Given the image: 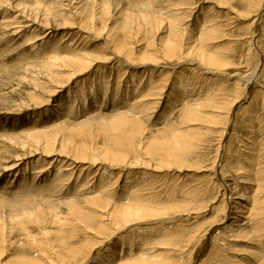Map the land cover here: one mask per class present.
Here are the masks:
<instances>
[{"label": "bare ground", "instance_id": "bare-ground-1", "mask_svg": "<svg viewBox=\"0 0 264 264\" xmlns=\"http://www.w3.org/2000/svg\"><path fill=\"white\" fill-rule=\"evenodd\" d=\"M93 1L95 3L94 7L97 8L96 6H98L99 9H101V14H97L94 10V7L90 11H86L83 8L77 9V5L76 7L71 5L69 7L72 16L66 14L64 25L74 27L75 24L78 23L76 22L78 21L77 17L84 15L81 18V24L84 25L79 27V29L81 32L86 34L85 36H87V38L88 36L91 37L92 35L93 37L95 36V39H99L104 35L106 36L108 43L106 42L103 48H101V55L83 53V55H80L79 57H71V55L53 56L50 57L49 60L47 59L45 62L42 61L43 63L40 68L35 69L38 71L39 75H35L34 77L44 79L41 86L37 85L42 89L41 91H43L46 84L53 87L52 91L48 88L50 90V95L48 94V98H51L56 93L61 92V90L71 81L76 79V77L79 75H84V73L88 72L95 61L103 60L105 63H109L110 61L115 60V58H119L121 61L124 60L126 65H124V63L122 65L119 64L122 68V70H120L123 72L119 78L120 81L118 82L117 80L118 85L113 91V96L111 95L113 100L115 99L112 102L113 104L110 103L109 109L103 113L100 112L101 105L93 101L91 103L92 105L90 104L91 106L88 107L87 110L80 111L77 114L76 119L74 118L75 121H73V119L67 120L69 117H66V112L69 108L65 107L66 104H61L56 106V108L59 109V115H57L56 118L60 117L57 121L55 120L56 118H53L52 120L45 122L47 123L44 124L45 126L43 124L33 123V126L30 128L31 130L26 128V130L17 134H13V136H0L1 148L13 147L19 152L23 151L21 155H18L13 159L4 160V162H2L4 165H0V178L3 176L6 177V174L11 172L13 169L18 168L21 165V161L28 160L30 158L32 159V157L38 154L41 157L39 159L37 158V163L44 161V163L47 162L49 165L46 167L43 165V163V166H40L39 174L49 172V170L56 166L55 173H58L52 177L49 186L54 184V186L58 185V188L61 189L62 182H71V179L74 177V175L79 172V175L77 176L80 183L79 193H77L78 191L75 188L72 189L69 187L70 189L68 193L62 194L61 196L57 195L56 199L54 200H51V198L56 194H48L44 197L42 195V197H40V199L45 202L48 209L42 212H47L49 216L52 217L53 221H51V219L50 221L58 227L55 229V234H57L56 239L52 238L51 245L48 248L45 242H41V240L37 241L34 236L33 240H35V242H33V245L37 247L36 259L17 257L18 259H16L14 264H173L172 258H175L171 256L173 253L170 255L167 254L166 256L155 257L151 255L152 252L150 251V246L153 245V241L157 239L158 236H172L170 230H168L165 224H167L169 221H174L181 218L180 213H186V211H189L190 209L175 206L170 207L168 203L166 205V202L164 205H162V203L159 202L160 200L157 201L152 196L148 195L147 196L149 198H144L143 195L146 192L142 191L144 189H141L140 185L142 183H135L128 193V184L132 183L129 180L123 185L121 193L117 194L116 191H113V189H115L118 185L122 173H120V175L117 174L118 172L116 173L118 176L116 175L117 178L115 177L116 180L114 182L113 177L115 175L114 172H116V169L120 168V170H123V168H136L138 165H142V167L144 166L143 168H145V166H151L150 162L152 161L153 163L155 158L161 157L163 160H161V162H157V164L155 161L156 159L154 160V171H165V169L171 170L174 168L179 169L180 172L184 171L185 166H187L186 163L188 160H190L189 158L192 157L191 154L195 148L194 143L197 140L196 134L198 132L196 133L195 131V133H193V128L188 130V133L179 132L177 129L173 130V128H175V124L173 125L172 122L168 126L165 124L168 120L167 117L170 118L175 114L174 112L177 111L176 100H178V93L180 89L183 90L181 95L184 98L183 101L179 100L182 103L181 109L179 108V118L181 123H188L190 126H192L203 120L205 111L207 109L216 112V114L210 118L213 119V121H209L211 123L210 125L215 127V129L218 125H222V127L218 128L220 130V141L217 157L214 161L213 167L216 169L215 167L221 163L220 166H218L220 167L219 173L222 177L221 180H224L221 184V186L225 188V193L223 195H226V192H230L229 202L226 203L225 200H223V203H220L218 208H221L220 213L223 217L220 219L217 217L215 221L212 220L213 222L209 223V225L207 224L208 227L206 230H202V236H198V234L201 232L200 229H203L201 227L196 229L197 231L194 230L195 234L190 235L188 239L186 238V240H188H185L186 244L188 242H194L197 240V247L192 253V260L189 262V264H192L195 255L201 250L206 239H208L210 243L212 241V247L210 250L215 252V248H217V246L214 244V242H216L218 245L217 249H221L220 245L226 246V243L223 244L226 241L225 239L238 236L239 234L236 233H243L244 231L245 233L257 234V240L259 239L260 242L255 245L254 249L249 251V255H251L249 258L253 260H247L246 263L243 264H264V198L261 196L264 190V168H262L263 166H260V164L256 168L254 166H248L251 164V162L247 158L245 161L246 165L242 168L240 165L241 162L233 159L231 154L232 152H230L232 132L230 133L229 139H227V141L225 140L228 127L230 124H233L234 126V122L237 117L236 115L238 113V110H235L237 104L241 100L245 99L246 95L250 94V99L254 96V93L257 96L260 93L259 91L252 89L249 90L250 92H247V87L253 83L256 84V80L259 76H263L264 78V0H248L250 7L248 6L249 8L245 9L244 14L233 8V4L232 8H230L232 1L235 0H150L146 3H143V5H141L142 2H132L133 5H129V7L128 5L125 6L123 12L119 14L123 17V21L120 20L122 22L115 30L111 29L107 22L109 13L111 14V10H116L114 8L117 6V3H115L114 0ZM200 1H203L204 3H212L211 1H213L214 6L217 8L227 7L229 9L228 15H232L229 19L230 21H232V19H239L249 22L247 28L245 29L248 34H251L250 47L252 48L249 47V51L253 50L255 54V52L258 50L259 54H261L260 56H262V59H260L258 56L257 62L254 63L255 65L253 67V71L249 73V75L241 78L244 80L246 79L247 85H245V88L242 91L243 93L238 96L237 99H233L234 101L229 104L222 101L220 98V92L216 94V92H213L212 90L206 94L207 96L194 93L192 95V85L181 82V84L173 86L174 91L171 93V99L163 110V113L165 114L163 118L164 120L156 124L160 126L156 129H162L158 131L159 133H163L167 129H172L173 135L171 137L165 138L164 141H162V144H158V140L156 142H149V140L145 138V133L143 131V121H147L149 118V112L155 107L157 108L159 101L156 100H161L163 93L168 89V86H171L170 78L172 76V71H170L171 74H166L165 71H160L155 68H158V66L164 62L179 61L177 63H183L185 59L187 61V58H191L190 60L198 62L197 64L199 67H202L203 70H207V72L216 73L218 70L229 67L227 66L229 64L226 62L227 60H223V58L217 55V53H208L203 47L205 40L217 39L219 37L218 34L221 33L223 27L226 26L222 24L220 21L221 19H219L217 16H212L211 14V16H206L207 18H205L204 21H200V18H198L194 27V30L196 31L194 32V38H197V40L193 44H189V40L186 38L188 34L184 25L189 21L186 19L191 17L192 13H194L196 9H200L202 7ZM7 3V1H0V44L3 41L12 44L13 38L16 35L23 37L25 34L28 35L30 31V36L35 35V37L38 38L39 31L34 25H41V22L43 23L44 21H48L47 17L51 15V9L50 11H45V13L42 15L38 4L35 2L32 4V9L27 12V14H25L26 8L23 6L21 8L20 5L22 4L18 3L14 6V12L8 11L9 13L5 14L6 12H4L5 10L2 11V7H4L3 5ZM38 3L41 4L39 0ZM51 4H49V6ZM11 7L12 4L10 8ZM64 8L66 9V7H63L62 9ZM97 15H100L99 18H97ZM97 20H103V22L98 21L102 22L103 24L101 28L96 27L95 24ZM255 25L260 28L258 31L252 30ZM165 27L168 32V36L166 38L161 39L157 44L154 42V40H148L149 42L147 50L149 51H144L139 57L134 56L135 40H138V38H141V36L143 37L142 40H145V35L157 33L158 31L165 29ZM256 35H258L257 39L255 38ZM114 54H116L117 57L114 56ZM190 62L191 61H189V64ZM57 63H61L63 68H67V70H69V73L66 75L64 74L63 76L56 74L54 69L61 67L60 65L57 66ZM136 65L144 69V76H150L156 73H159L160 75L161 73L160 76H162V78H160L159 81H156L155 79H152L151 76L148 77L150 80L149 82L153 83L148 86V84H146L148 79H145L144 77L138 83L137 91L138 93L141 91L144 93L143 90L149 89L147 90L146 94H143L140 97V93V95L136 97L137 92L136 94L131 92V97L129 98L130 101L126 99L127 97L117 100L119 94L122 91H128V88L124 89V86L127 87L128 83H130L129 81L125 80V78L129 76H126V73H131L129 77L133 78L132 80H134L135 76L139 74V71L134 69H137ZM163 68L167 67L163 66ZM131 83L135 82L132 81ZM256 95L254 97H257ZM104 96V99H106L107 94ZM49 100L50 99H48L47 102ZM16 105L18 104L16 103ZM80 114L81 118H78ZM71 115L72 114H70V116ZM96 118L99 120L107 119L106 122L111 123L113 125V129L118 132V134L115 135L112 140L110 139L107 144L106 142L103 143L106 144L103 147L95 145L91 146L85 143H76L75 137L82 133L84 129L86 130L87 123L90 120ZM185 134L192 136L190 139H184L183 136ZM165 145H167V147H165ZM220 154H225L223 159L220 158ZM144 158H148L149 161L148 159L146 160ZM186 169L188 168L186 167ZM201 170L206 172V169L204 170L201 168ZM16 175L17 174H15V176ZM214 179L215 178L213 177V180ZM49 180L50 179H48V181ZM214 183L215 180L213 181V184ZM71 185L73 184L71 183ZM218 186L220 185L218 184ZM60 189H58V191ZM8 191L11 192V190ZM12 193H14V191H12ZM19 193L21 194V192ZM86 194H88V196H85ZM29 198H31L30 195L25 194L22 195L21 198H18L14 194L10 195V197L9 195L7 196V194L6 197L0 195V205L6 206L10 201L14 204L23 203ZM119 200H125L126 202ZM117 201L119 202L117 203ZM218 204L219 202H217V205ZM59 206H65V211L61 210ZM17 208H19V205ZM36 214L37 213L35 212L30 213V216ZM189 218L191 217H188L187 219ZM132 227L136 228L131 230V235H121L126 233ZM250 227L252 228L248 231V228ZM52 231L50 233V231L44 230L43 234L44 236L48 237L53 233ZM79 231L85 233L87 236L89 234H94L86 238L89 241L88 243L86 241V245L81 243L82 245L78 246V244H80L79 239L81 240V238L78 237ZM209 234L211 236H209ZM119 236H122L119 241V247H121V249L119 250L118 248V254L110 255V252L113 251V248L111 247L112 240H114V238H118ZM135 240L139 243L141 242L143 248L136 247L133 249L135 246L133 245V241ZM183 247L184 246L180 244L175 247L177 251L176 258H178V260L176 258L175 260L179 264H182V260L184 259L182 257L184 251ZM101 249H104L103 253L100 252ZM212 251L210 252V255L205 258V260H201V262L198 261L200 262L199 264H208L207 262L209 260V256L214 255ZM93 254H95V256L92 260H90Z\"/></svg>", "mask_w": 264, "mask_h": 264}, {"label": "rangeland", "instance_id": "rangeland-1", "mask_svg": "<svg viewBox=\"0 0 264 264\" xmlns=\"http://www.w3.org/2000/svg\"><path fill=\"white\" fill-rule=\"evenodd\" d=\"M0 1L8 2L7 4L3 5L4 7H2L3 9L2 11L5 10L4 12H6L5 14L9 12H14L13 11L14 6L18 3L22 4L20 5L21 8L22 6L26 8L25 14H27V12H29L32 9V4L35 2L38 4L39 10L40 12H42V15L45 13V11H50L51 9L50 11L51 15L47 17L48 21H44L43 23L41 22L42 26L40 24L34 25L35 27H37V30L39 31L38 38L35 37V35L30 36L31 33L30 31L29 34L27 33L28 35L25 34V36L23 37L16 35L17 37L15 36L13 38L12 44L11 43L9 44L8 42L6 43L5 41L3 42L1 41L2 43L0 44V49H1L0 50V108L3 106L2 108L4 109L2 108L0 109V136L3 135L13 136V134H17L21 131H24L26 130V128L29 130L33 126V123L43 124V125L47 124L45 122L50 121L53 118H56L57 115H59L58 114L59 109L56 108V106L61 104H66L65 107L71 110L70 111L68 109V111L66 112V117H69L67 118V120L73 119V121H75L74 118L76 119L77 114L80 111L87 110L88 107L92 105L91 103L93 101L101 105L100 112L104 113L105 111H107V109H109L110 107V103H112L115 100V99L113 100L112 97L113 91L115 90V87L118 85V82L120 81L119 78L121 77V74L123 72L121 71L122 68L119 64L122 65L124 63V65H126L124 60L121 61L119 58H115V60H112L109 63H105L103 60L95 61L88 72L84 73V75H79L78 77H76V79H74L67 86H65L61 90V92L56 93L51 98H48V96L50 95L49 91L50 90L52 91L53 87H51V85L49 86L48 84H46L43 91H41L42 89L37 85L41 86L42 81H44V79L39 77H34L35 75H39L38 71H36L35 69L40 68L43 62L47 61V59L49 60L50 57L53 56L71 55V57H79L80 55H83V53L101 55L100 50L107 42L106 36L104 35L99 39L97 38L95 39L94 38L95 36L93 37L92 35L91 37L88 36L87 38V36H85L86 34L81 32L79 29V27L84 25L81 24V18L84 15L81 17L80 16L77 17L78 21L76 22L78 23L75 24L74 27L73 26L69 27L64 25V19L66 14L72 16L69 6L72 5L73 7H76L77 5L76 7L77 9L83 8L86 11L87 10L90 11L94 7L95 4L94 1L75 0L74 2V0H53V1L39 0L42 5L38 3V0H0ZM148 1L150 0H146V1L145 0H138V1L114 0V2L117 3V6L114 8L116 9L115 11L111 10V14L109 13L108 22H107L109 27L115 30L119 26V24L123 21L122 20L123 17L120 16L119 14L123 12L125 6L128 5L129 7V5H133L132 2L134 3L142 2L141 5H143V3H146ZM203 1H200L202 7L200 9L199 8L196 9L195 12L192 13L191 17L186 19L189 20L184 25V27L186 28V32L188 34V35L186 34L187 35L186 38L189 40V44H193L197 40V38H194L195 36L194 32H196L194 30V27L196 25L198 18H200L199 19L200 21L201 20L204 21L205 18L211 16V14L212 16L214 15L217 16L219 19H221L220 21L222 22V24L226 25L227 27L226 26L223 27L221 33L218 34L219 37L217 39L205 40L203 47L206 49L208 53H217V55L221 56L223 60L225 61L227 60L226 62L229 63L227 66L229 67L218 70L215 73V72H207V70H203V68L199 67V65L197 64L198 62L196 61L194 62V60H190L191 58H187V61L185 59L183 63H177L179 61L161 63V65L155 69H158L160 71H165L166 74L167 73L171 74L170 71H172L171 74L172 76L170 78L171 86H168V89L163 93L161 100H156L159 101V104L157 108L155 107L149 112L148 120L143 121L144 122L143 131L145 133V138L148 139L149 142H156L158 140V144H162V141H164L165 138L171 137L173 135V130L175 129H177V131L179 132L188 133L189 132L188 130L193 128L192 129V132L194 131L193 133H195V131L196 133L198 132L199 135L198 133L196 134L197 140L196 139H195L196 141L194 140L195 148L193 153L191 154L193 158L191 156H190L191 158H189L192 162L188 160V162L186 163L187 166H185L184 171L181 172L179 171V169L176 168L171 170L165 169V171H154L153 168L155 161L157 164V162H161V160H163L162 157L155 158L156 160L154 159L155 161L153 160V163L152 161L150 162L151 166H145V168H143L144 166L142 167V165H138V167L136 168H130V169L123 168V170H120V168L116 169V172H114L115 175L113 177L114 178L113 182H114L117 176L120 175V173H122L118 185L116 186L115 189H113V191H116L117 194L121 193L123 185L126 184V182L129 180L132 183L128 184L129 185L128 193L131 187L135 183H139V184L142 183L140 185L141 189H144L142 191L146 192L143 195L144 198H149L148 196H152L155 200L157 201L160 200L159 202L162 203V205H164L166 202V205L168 203L170 207L175 206V207H180V208L183 207L185 209H190L189 211H186V213H180L181 218L176 219L174 221H169L168 223L166 222L167 224L165 225L168 228V230H170L172 236L169 237L158 236L160 238L157 237V239L153 241V245L150 246V251L152 252L151 253L152 256L155 257L166 256L167 254L170 255L171 253H173L171 254V256L175 258L177 255L176 254L177 251L175 247L179 244L184 246L183 247L184 251L182 254V257L184 259L182 260L183 261L182 264H189V262L192 260L191 259L192 253L194 249L197 247L196 245L197 240H195L194 242H188L186 244V241H188L186 240V238L188 239L190 235L195 234L194 232L197 231L196 229L201 227L203 229H200L201 232L200 234H198V236L199 237L202 236L203 231L206 230L209 223L215 221L217 217H219L218 219L223 217L221 216L222 214L220 213L221 208L218 209L220 203H223V200H225L226 203L229 202L230 192L228 193L226 192V195H223L225 193V188L221 186V184L224 181L221 180L222 177L220 176L219 173V169H220L219 166L221 163L218 164L219 166L217 165L215 167L216 169H214L213 167L214 161L217 157L219 141H220V136H219L220 130L218 128L222 127V125H218L216 129L215 127L210 125L211 123L209 121H213V119L210 118L214 114H216V112L211 111L210 109H207L205 111L203 120L196 123L195 125L190 126L188 123L187 124L181 123L179 118V112L182 103L179 100L183 101L184 99L183 96L181 95L183 93L182 89H180L178 93V100H176L177 111H175L174 112L175 114L170 118L167 117L168 120L166 119L167 123H165L167 124L166 126H168L172 122L173 125L175 124V128H173V130L167 129L165 130V132L159 133L158 131L162 129H156L160 127L156 124L164 120L163 118L165 114L163 113V110L167 105V103L169 102V100L171 99V95H172L171 93H173L174 91L173 86H177L181 84V82H183L184 84L192 85L191 86L193 88L191 91L192 95L194 93V94H201L202 96H207L206 94L211 92L212 90L213 92H216V94L220 92L221 93L220 98L222 99V101L229 104L233 102L235 99H237L238 96H240L243 93L242 91L245 88V85H247L246 79L244 80L241 78H243L246 75H249V73L253 71V67L255 65L254 63L257 62L258 56L260 57V59H262V56H260L261 54H259L258 50L255 52V54L253 50L249 51V49L252 48L250 47L251 34H248L247 31L245 30L249 22L242 21L239 19H235V20L232 19V21H230L229 19L232 15H228L229 9L227 7L217 8L214 6L213 1H211L212 3H204ZM11 4L12 7L10 8ZM49 4L51 5L49 6ZM232 4H233V8L239 10L240 13L243 14L245 12V9H248L250 7L248 0L232 1L230 8H232ZM63 7H66V9L65 8L62 9ZM96 7L97 8L94 7L96 13L101 14L100 13L101 9H99L98 6ZM99 16L100 15H97V18H99ZM98 21L103 22V20H97L95 24L97 28L98 27L101 28L103 24L102 22H98ZM259 29L260 28H258L257 25H255L252 30L258 31ZM167 36H168V32L166 30V27L165 29L158 31L157 33H151V35L150 34L145 35V40H142L143 37L141 36V38L135 40L134 56L139 57L142 55L144 51H149L147 50V48H148V42L150 40H154V42L157 44L158 42H160L161 39L166 38ZM255 38L257 39L258 35H256ZM114 56H116V54H114ZM189 61H191L190 64ZM56 65L61 66L62 64L57 63ZM162 65L167 68H163ZM64 69L65 68L61 66L58 67L57 69H54V72L59 76H63L64 74L66 75L69 73V70H67V68L65 70ZM134 69L138 70L139 74L135 76L134 80H132L133 78L129 77L131 73L130 72L126 73V76L128 75L129 76L125 78V80L129 81L130 83H128L127 87L124 86V89L128 88V91L125 92L122 91L120 93L121 95L119 94L117 100L127 97L126 99L130 101L129 98L131 97V92L135 94L137 92L136 97H138L140 93H141L140 97L143 94H146L147 90L149 89L143 90L144 93H142L141 90H140L141 92L139 93L137 91L138 83L144 77L145 79H148V77L151 76L152 79H155L156 81H159L160 78H162V76H160L161 73L160 75L159 73H156L150 76H144L143 74L144 69H142L140 66H137V69L136 68ZM132 81L135 82L136 84L131 83ZM149 81L150 80L148 79V81L146 82L148 86L153 84ZM256 82H257L256 84L253 83L252 85H249L250 87L249 86L247 87V92H250L249 90L251 89L257 90L260 92L259 95L257 96L254 93V96L256 95L257 97L253 96L250 99H249L250 94L246 95V98L241 100L237 104L235 110L236 111L238 110V113L236 115L237 117L234 122V126L233 124H230V126L226 131L227 132L225 138L226 141L227 139H229L230 133L232 132L231 151H230L232 152L231 153L233 156L232 158L236 159V161L241 162L240 165L242 166V168L246 165L245 164L246 158L251 162V164L248 166H254L256 168L260 164V166H263L262 168H264V97H263L264 78L263 76H259ZM126 93L129 95V97ZM106 94H107V98L104 99L105 98L104 95ZM48 99L50 100L47 102ZM16 103L18 105H16ZM71 108L72 109L74 108L73 109L74 111ZM70 114L72 115L70 116ZM59 118H56L55 120L57 121ZM78 118H81V114L78 116ZM101 120L102 119L99 120L97 118L90 120L87 123L86 130L84 129L82 133L78 134L75 137V142L85 143L91 146L95 145V146L103 147L110 141V139L112 140L113 137L118 134V132H116L113 129V125L111 123L106 122L107 119H104L102 121ZM88 130L90 131V133ZM168 130H172V131H168ZM191 136L192 135L185 134L183 137L184 139H190ZM201 136L202 137L204 136L205 138L204 137L202 138ZM105 142L106 144H103ZM165 147H167V145H165ZM22 153L23 151L19 152L18 150H15L13 147L10 148L0 147V165H4L2 163L4 162V160L13 159L16 156L21 155ZM224 155L225 154L223 155L220 154V158L223 159ZM40 157L41 156L38 154L32 157V159L30 158L28 160L21 161L20 162L21 165L18 168L13 169L11 172L6 174V177L3 176L2 178H0V195L6 197L7 194V196L9 195L10 197V195L14 194L18 198H21V196L25 194V195H30L31 197L25 200L23 203L14 204L11 203L10 201L6 206L0 205V214H1L0 227H2L0 228L1 229L0 230V251H1L0 264H14L16 259L20 257L36 259L37 247L33 245V242H35V240H33L34 236L37 239V241L41 240V242L42 241L45 242L48 248L51 245L52 238L56 239L57 234H55L56 231L55 229H57L58 227L55 226L53 222H51L53 221L52 217L49 216L47 212L46 213L42 212L48 210L45 202L40 199L42 195L44 197L48 194H53V195L56 194L51 198V200H54L56 199L57 195L61 196L62 194L68 193L70 188L72 189L75 188L78 191L77 193H79L80 183H79V178H77L79 172H77V174L74 175V177L71 179V182L68 183L67 181L62 182L61 189L58 188L59 187L58 185L54 186L53 184L52 186H49L52 177L58 172L55 173V168H56L55 166L51 170H49V172H44L43 174L40 173L42 175L41 176L39 174L40 166L44 163V161L37 163ZM144 159L147 160L148 158H144ZM43 165L46 167L49 166L47 162L44 163ZM196 166H200V167H196ZM148 167L150 171L148 170ZM186 167L188 169H186ZM201 168L204 170L206 169V172L205 171L203 172ZM15 174H17L16 175L17 177L15 176ZM39 177L41 180L39 179ZM213 177L215 178L214 184H213L214 181ZM48 179L50 180L48 181ZM71 183L73 185H71ZM218 184L220 186H218ZM57 188L60 190L58 191ZM8 190H11V192ZM12 191H14V193H12ZM19 192H21V194ZM85 196H88V194H86ZM261 196L264 198V190ZM119 201L126 202L125 200H119ZM119 201H117V203ZM217 202H219L218 205ZM18 205L19 208H17ZM59 208L65 211L64 210L65 206H59ZM34 212L37 214L30 216V213H34ZM188 217L191 218L187 219ZM1 223L3 226L1 225ZM134 228L136 227L130 228L126 233H123L121 235L124 234H126L125 236L131 235L132 233L131 230ZM251 228L252 227L248 228V231ZM44 230L50 231V233L53 230L52 232L54 234L53 233L50 234L48 238L47 236H44L43 234ZM236 234L239 235L231 237L230 239H225L226 241L223 244L226 243V246L220 245L221 249L220 248L217 249L218 245L216 242H214V244H216L217 246V248H215V252L210 250L212 247L211 244L212 241L210 243V241L206 239L201 250L197 252V254L195 255L192 264H196V262L197 264H199L201 260H205V258H207L208 255H210L211 251L214 255L209 256V260L207 262L208 264H243L246 263L247 260L252 261L253 259L249 258V256H251L249 255V251L254 249L255 245L260 242L259 239L257 240V234L245 233V231L243 233H236ZM78 235H79L78 237L81 238V240L79 239V243H80L78 244L79 246L82 245L83 243L84 245H86L89 242L88 239L86 238L94 234H89L87 236L85 233L79 231ZM209 236L211 235L209 234ZM121 238L122 236H119L118 238H114V240H112L111 247L113 248V251L110 252V255L118 254L119 250L121 249V247H119L120 246L119 241ZM133 245H135L133 249H135L136 247H142L141 242L139 243L136 240L133 241ZM103 250L104 249H101L100 252L103 253L104 252ZM216 253L219 254V257L218 254ZM94 256L95 254H93L90 260H92ZM175 258H172V263L179 264L178 262H176ZM176 259L178 260V258Z\"/></svg>", "mask_w": 264, "mask_h": 264}]
</instances>
